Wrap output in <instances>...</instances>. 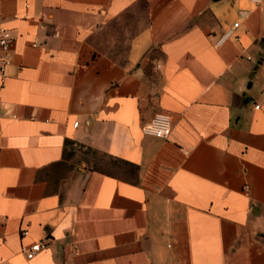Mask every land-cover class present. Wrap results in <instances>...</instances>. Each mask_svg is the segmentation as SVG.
<instances>
[{
    "label": "crops",
    "instance_id": "1",
    "mask_svg": "<svg viewBox=\"0 0 264 264\" xmlns=\"http://www.w3.org/2000/svg\"><path fill=\"white\" fill-rule=\"evenodd\" d=\"M0 29V264H264V0H0Z\"/></svg>",
    "mask_w": 264,
    "mask_h": 264
},
{
    "label": "built area",
    "instance_id": "2",
    "mask_svg": "<svg viewBox=\"0 0 264 264\" xmlns=\"http://www.w3.org/2000/svg\"><path fill=\"white\" fill-rule=\"evenodd\" d=\"M238 22H234L233 26L227 29L221 40L234 37L233 29L238 26ZM13 43V37L7 30L0 29V77L4 75L5 69L10 62V48ZM78 123L75 122L74 126H77ZM172 129V118L166 112H157L153 118L146 124H144L142 130L144 134L155 136L162 139H167L171 133ZM43 248L40 242H36L26 251L27 257H32L38 251Z\"/></svg>",
    "mask_w": 264,
    "mask_h": 264
},
{
    "label": "rangeland",
    "instance_id": "3",
    "mask_svg": "<svg viewBox=\"0 0 264 264\" xmlns=\"http://www.w3.org/2000/svg\"><path fill=\"white\" fill-rule=\"evenodd\" d=\"M118 31L121 29L118 26ZM90 155L89 157L91 158L92 161V166L95 167L96 169L103 170V171H114V163L110 161L107 157L103 156L102 154L95 153V152H89Z\"/></svg>",
    "mask_w": 264,
    "mask_h": 264
},
{
    "label": "water",
    "instance_id": "4",
    "mask_svg": "<svg viewBox=\"0 0 264 264\" xmlns=\"http://www.w3.org/2000/svg\"><path fill=\"white\" fill-rule=\"evenodd\" d=\"M217 1V0H216ZM263 41H264V39H263Z\"/></svg>",
    "mask_w": 264,
    "mask_h": 264
}]
</instances>
